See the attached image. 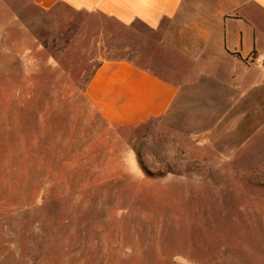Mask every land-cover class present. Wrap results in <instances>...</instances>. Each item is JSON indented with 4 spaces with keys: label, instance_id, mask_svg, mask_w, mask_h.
Instances as JSON below:
<instances>
[{
    "label": "rangeland",
    "instance_id": "374dc122",
    "mask_svg": "<svg viewBox=\"0 0 264 264\" xmlns=\"http://www.w3.org/2000/svg\"><path fill=\"white\" fill-rule=\"evenodd\" d=\"M164 48L140 22L0 0V264H264V60L135 127L85 96L103 59L166 76Z\"/></svg>",
    "mask_w": 264,
    "mask_h": 264
},
{
    "label": "crops",
    "instance_id": "0c3cea01",
    "mask_svg": "<svg viewBox=\"0 0 264 264\" xmlns=\"http://www.w3.org/2000/svg\"><path fill=\"white\" fill-rule=\"evenodd\" d=\"M28 1L43 10L62 5L163 31L164 54L153 60H160L158 68L170 77L123 58L103 59L90 77L85 96L112 127H135L165 116L186 98L187 89L221 74L232 76L236 66L244 71L252 54L264 60V31L251 18H264V0Z\"/></svg>",
    "mask_w": 264,
    "mask_h": 264
}]
</instances>
